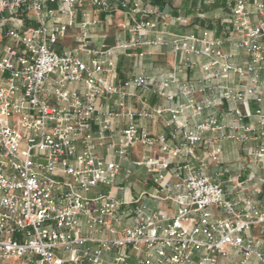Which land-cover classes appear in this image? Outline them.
<instances>
[{"label":"built area","instance_id":"built-area-1","mask_svg":"<svg viewBox=\"0 0 264 264\" xmlns=\"http://www.w3.org/2000/svg\"><path fill=\"white\" fill-rule=\"evenodd\" d=\"M88 1L106 10L111 0H0V261L264 264V205L229 198L222 183L192 163L202 134L228 127L211 143L209 161H221L220 142L230 139L243 145L245 166L264 167V0H237L232 8L236 46L248 54L239 64L224 48L227 38L211 30L195 35L158 29L157 21L134 17L151 13L139 4L129 8L133 18L127 41L91 48L89 28L97 20L84 12L82 41L76 49L60 52L56 46ZM56 4L64 7H51ZM24 13L32 14V25L20 19ZM149 32L156 37L145 39ZM163 45L185 56L165 78L139 74L122 85L107 78L118 54ZM192 55L205 58V85L229 103L231 123L211 116L190 129L183 120L178 125L182 141L175 145L135 123L139 117H160L164 109L138 110L127 99L139 88H152L173 100L177 95L168 89L175 85L189 100L171 111L172 118L178 121L186 112L201 116L209 102H197L196 89L184 80L187 69L196 65ZM77 84L82 88L72 87ZM112 95L118 96V110L100 116L97 100ZM251 101L257 105L254 112L241 108ZM120 115L130 122L108 144L115 158L107 159L98 145L112 137L111 118ZM137 144L159 146L160 152L134 158ZM126 162L146 168L155 188L124 200L110 191L91 194L99 185L114 186ZM131 173L126 170V176ZM231 182L242 191V181ZM145 199L167 202L169 209H154Z\"/></svg>","mask_w":264,"mask_h":264},{"label":"crops","instance_id":"crops-1","mask_svg":"<svg viewBox=\"0 0 264 264\" xmlns=\"http://www.w3.org/2000/svg\"><path fill=\"white\" fill-rule=\"evenodd\" d=\"M237 0H111L109 8L106 10L96 9L91 2H86L82 9H79L76 16V23L69 28L67 35L63 38L56 48L61 51L74 50L82 41V30L80 22L84 19V12H88L91 18L97 20V23L89 28L90 46L93 49L106 44L112 46L119 42L130 39L129 31L132 24L133 15L129 8L134 4H139L142 10H148L151 13L145 15L142 12L134 14L138 20L151 19L158 23V29L178 34L201 35L205 30H211L217 36H223L228 39L224 46L226 52L230 54L231 61L235 64L242 63L248 58L247 52L236 43L239 40L238 34L232 31V8ZM122 2H126L127 7H123ZM51 7L63 8L64 5L56 4ZM32 14L24 13L20 19L24 20L26 25H32ZM8 24L5 29H8ZM156 37L155 32H149L145 39L152 40ZM140 52H145L140 55ZM84 60H89L90 56L85 53H78ZM190 59L196 62L192 68H188L184 80L193 86L196 91L193 94L197 102H209L203 110L201 116L193 117L190 112H186L178 121L172 118V110L179 104H185L189 98L179 94L178 87L171 85L168 89L170 93L176 94L173 100L164 98L154 92L152 88H139L135 97H129L127 103L130 107L142 109L160 108L165 111L160 117H139L135 123L141 127L147 128L152 135H164L168 140L178 145L182 141L183 129L179 128V122L187 120L190 129L196 125L214 116L222 124L231 123V116H228L229 103L220 97L217 90L207 87L204 82V73L201 64L205 61L203 56L192 55ZM185 56L176 52L171 45L163 46H144L143 48L130 49L122 52L114 58L113 73H108L107 78L116 84L122 85L126 80L139 75L155 76L161 80L170 73L173 68L183 62ZM233 81L236 77L233 76ZM74 88H82L80 85H73ZM118 96H106L97 100V108L100 116L106 112H116L118 110ZM256 103L251 101L247 105H242L243 110L254 112ZM256 124L254 118L251 120ZM127 116L120 115L111 118L112 137L99 142L98 152L107 159H114L115 154L112 148H109L110 142H116L128 124ZM99 126L93 124V130L97 132ZM229 128L222 131H207L202 134L203 140L197 145V159L192 161L197 168L201 167L206 174L217 182L224 185L228 191L229 198L238 200L240 198L251 199L257 204L264 205V167L245 166L242 164L245 151L243 145L235 140L223 139L220 144L223 148V154L219 163L209 161L208 151L211 149L212 142H217L222 133L227 134ZM159 146L153 148L144 147L137 144L132 149L134 158L153 155L159 153ZM177 161H180L179 159ZM173 164L172 166H174ZM132 170L129 176H126V170ZM237 178L243 182L242 191L234 188L231 180ZM176 181V179H174ZM155 183L153 176L146 168L137 167L130 162L124 163V168L112 187L99 185L92 190L91 194L99 192H111V195L119 200H124L129 196L138 195L143 190H153ZM144 202L154 209H169L167 202L145 199ZM255 234H260V229L254 230ZM12 262L21 263L18 259H9Z\"/></svg>","mask_w":264,"mask_h":264},{"label":"rangeland","instance_id":"rangeland-1","mask_svg":"<svg viewBox=\"0 0 264 264\" xmlns=\"http://www.w3.org/2000/svg\"><path fill=\"white\" fill-rule=\"evenodd\" d=\"M242 164H245V159L242 160ZM258 166V165H256ZM241 181V180H240ZM0 264H21V263H18V262H12L11 260H2L0 261Z\"/></svg>","mask_w":264,"mask_h":264}]
</instances>
